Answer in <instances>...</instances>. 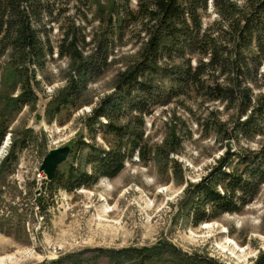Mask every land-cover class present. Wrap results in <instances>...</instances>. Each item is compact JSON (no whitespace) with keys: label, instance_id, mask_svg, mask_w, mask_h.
<instances>
[{"label":"trees","instance_id":"16d2710c","mask_svg":"<svg viewBox=\"0 0 264 264\" xmlns=\"http://www.w3.org/2000/svg\"><path fill=\"white\" fill-rule=\"evenodd\" d=\"M77 1L0 0V57L6 56L5 67H13L19 88L15 96L0 92V101L12 105L9 115H17L36 101L35 71L44 67L54 50L48 37L49 24L67 4ZM119 5L110 6L107 22L99 21L88 41L73 22L62 29L56 55L67 60V73L65 84L46 103L50 122L63 112L76 110L89 83L115 61V49L132 42L136 50L117 71L112 90L86 116L89 141L81 139L71 147L52 179L46 180L47 185L69 192L91 187L101 177H114L135 153L141 161L159 155L163 160L167 154L159 149L153 153L144 138V117L156 107L180 98L186 102V97L194 95L201 103L221 104L224 116H213L215 111L210 110L203 120L206 130L226 148L199 180L184 187L177 213L194 225L225 213H240L264 184V79L260 73L264 0H244L242 5L212 0L216 18L210 23L203 20L209 14L207 0H136L135 9L130 8L129 0ZM97 126L105 146L95 141ZM251 141L256 142V148L244 147V142ZM17 142H24V138L14 140L0 161V176L14 170ZM103 262L226 264L167 239L138 247L85 248L41 264ZM254 264H264V250Z\"/></svg>","mask_w":264,"mask_h":264},{"label":"rangeland","instance_id":"374dc122","mask_svg":"<svg viewBox=\"0 0 264 264\" xmlns=\"http://www.w3.org/2000/svg\"><path fill=\"white\" fill-rule=\"evenodd\" d=\"M125 1L80 0L67 4L57 20L49 24L48 37L54 50L44 67L35 71L36 101L14 116L9 115L11 103L0 101V136L7 126L0 144V161L14 140L24 138V142L16 144L18 161L14 170L0 176V264H41L85 248L147 246L160 239L226 264H254L264 250V184L240 213H225L197 225L177 213L184 187L199 180L226 148L213 132L206 130L203 120L210 110L215 111L213 116H224L218 102L201 103L192 95L185 98L186 102L180 98L156 107L144 117V138L153 153L159 149L167 154L163 160L159 155L141 161L135 153L114 177H101L91 187L70 192L50 188L44 180L45 173L39 170L50 149L65 144L75 148L81 139L89 141L86 116L112 90L117 71L136 50L132 42L115 49V61L89 83L76 110L63 112L50 122L46 103L65 84L67 73V60L56 55L62 29L73 22L88 41L99 21L107 22L110 6ZM207 2L209 14L203 20L210 23L216 13L212 0ZM129 6L135 9L136 0H129ZM5 61L6 56L0 57V92L15 96L18 83L13 67H5ZM260 73L264 79V61ZM100 129L97 126L95 141L105 146ZM244 147L257 146L251 141L244 142Z\"/></svg>","mask_w":264,"mask_h":264},{"label":"water","instance_id":"95a60500","mask_svg":"<svg viewBox=\"0 0 264 264\" xmlns=\"http://www.w3.org/2000/svg\"><path fill=\"white\" fill-rule=\"evenodd\" d=\"M70 149V145L65 144L52 148L46 153L39 166V170L45 173L46 179H52L56 167L67 159Z\"/></svg>","mask_w":264,"mask_h":264},{"label":"built area","instance_id":"2783aa9c","mask_svg":"<svg viewBox=\"0 0 264 264\" xmlns=\"http://www.w3.org/2000/svg\"><path fill=\"white\" fill-rule=\"evenodd\" d=\"M40 178H42V176H41ZM43 178H44V177H43Z\"/></svg>","mask_w":264,"mask_h":264},{"label":"bare ground","instance_id":"6f19581e","mask_svg":"<svg viewBox=\"0 0 264 264\" xmlns=\"http://www.w3.org/2000/svg\"><path fill=\"white\" fill-rule=\"evenodd\" d=\"M206 224H208V223H206Z\"/></svg>","mask_w":264,"mask_h":264}]
</instances>
